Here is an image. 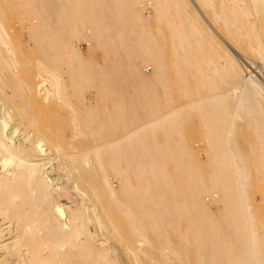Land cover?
I'll return each instance as SVG.
<instances>
[{
    "label": "bare ground",
    "instance_id": "bare-ground-1",
    "mask_svg": "<svg viewBox=\"0 0 264 264\" xmlns=\"http://www.w3.org/2000/svg\"><path fill=\"white\" fill-rule=\"evenodd\" d=\"M0 264H264V0H0Z\"/></svg>",
    "mask_w": 264,
    "mask_h": 264
},
{
    "label": "rangeland",
    "instance_id": "rangeland-1",
    "mask_svg": "<svg viewBox=\"0 0 264 264\" xmlns=\"http://www.w3.org/2000/svg\"><path fill=\"white\" fill-rule=\"evenodd\" d=\"M152 9H151V11L150 12H148V13H146L145 12V15H147V16H150V15H152ZM81 50L84 52V53H86L87 51H88V44L87 43H84V41H82L81 42ZM151 70V69H150ZM149 71V68H147V72ZM193 127V126H192ZM194 129L193 130H195L196 129V127H193ZM188 130H190V128H187ZM193 134H194V137H193V135H191V142H192V146H194V147H196V148H198L199 147V145H200V143L198 142L199 141V137L198 136H196V134H195V132L193 131ZM193 138V139H192ZM195 139H196V142H195ZM114 181H116V180H114ZM117 182V181H116ZM116 182H114V184H116Z\"/></svg>",
    "mask_w": 264,
    "mask_h": 264
},
{
    "label": "built area",
    "instance_id": "built-area-1",
    "mask_svg": "<svg viewBox=\"0 0 264 264\" xmlns=\"http://www.w3.org/2000/svg\"><path fill=\"white\" fill-rule=\"evenodd\" d=\"M150 11H151V7H150V6H147V7L145 8V12L148 13V12H150Z\"/></svg>",
    "mask_w": 264,
    "mask_h": 264
}]
</instances>
